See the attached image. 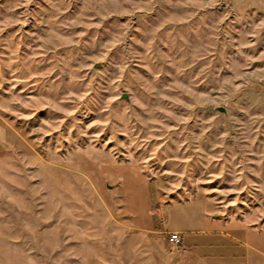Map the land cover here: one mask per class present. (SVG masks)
<instances>
[{
    "label": "rangeland",
    "instance_id": "rangeland-1",
    "mask_svg": "<svg viewBox=\"0 0 264 264\" xmlns=\"http://www.w3.org/2000/svg\"><path fill=\"white\" fill-rule=\"evenodd\" d=\"M201 208L264 264V0H0V264H169Z\"/></svg>",
    "mask_w": 264,
    "mask_h": 264
},
{
    "label": "crops",
    "instance_id": "crops-1",
    "mask_svg": "<svg viewBox=\"0 0 264 264\" xmlns=\"http://www.w3.org/2000/svg\"><path fill=\"white\" fill-rule=\"evenodd\" d=\"M220 225L219 218L202 208L196 215L184 218L178 229L170 231L180 235L181 246L178 251L181 253H178L179 257H172L174 262L169 264H250L247 260L250 250L246 242L231 238L230 234L219 228ZM199 234L206 235V238L190 237ZM210 235L219 238L211 239Z\"/></svg>",
    "mask_w": 264,
    "mask_h": 264
},
{
    "label": "built area",
    "instance_id": "built-area-1",
    "mask_svg": "<svg viewBox=\"0 0 264 264\" xmlns=\"http://www.w3.org/2000/svg\"><path fill=\"white\" fill-rule=\"evenodd\" d=\"M170 241L174 242L176 245L179 244L180 241H181L180 235L178 233H176V232L171 233Z\"/></svg>",
    "mask_w": 264,
    "mask_h": 264
},
{
    "label": "water",
    "instance_id": "water-1",
    "mask_svg": "<svg viewBox=\"0 0 264 264\" xmlns=\"http://www.w3.org/2000/svg\"><path fill=\"white\" fill-rule=\"evenodd\" d=\"M122 97L125 98V99L127 98L126 95H122ZM218 110L224 111V109L222 107H219Z\"/></svg>",
    "mask_w": 264,
    "mask_h": 264
}]
</instances>
